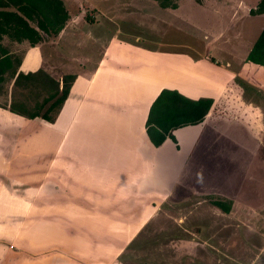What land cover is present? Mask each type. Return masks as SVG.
I'll use <instances>...</instances> for the list:
<instances>
[{
    "label": "rangeland",
    "instance_id": "obj_1",
    "mask_svg": "<svg viewBox=\"0 0 264 264\" xmlns=\"http://www.w3.org/2000/svg\"><path fill=\"white\" fill-rule=\"evenodd\" d=\"M63 1L71 13L68 26L61 32L65 36L63 49L71 51L65 69L72 71L83 72L92 67L90 70L94 72V59L100 57L101 51L89 48H94L97 42L109 43L112 36L119 35L140 39L131 42L158 50L175 44L197 43L195 47L199 52L208 50V54L218 60H230L233 64L230 68L239 71L247 63L246 58L264 27V14L251 12L257 0L217 3L180 0L176 11L161 7L157 0ZM216 6L223 7L215 8V12L219 11L215 17L202 10V7L212 10ZM66 29L69 33L65 35ZM7 39L18 43L26 39L23 35H2L0 52L5 49L9 60H18L25 49L18 47L13 51ZM89 56H93L91 61L87 60ZM60 57L64 61V57ZM261 71L254 73L253 68L250 75L247 74L251 85L237 76L242 85L237 81L234 84L237 93L243 94L241 100L233 89L232 94H228L239 102L246 100L257 105L258 115L261 114L259 120L250 119L258 116L251 111L247 112V120L238 112L233 117L231 111L226 113L227 123L210 127L208 143L201 141L200 149L190 161L187 155L182 179L183 167L171 187L170 199L162 209L146 217L149 220L140 216L141 212L149 211L138 210L141 205L144 208L143 203L137 210L132 207L122 211L99 210L104 218L118 220L120 224L101 225L97 233L84 227L82 232L89 237L94 251L107 250L114 245L116 250L119 248V254L116 250L112 252L114 255L109 251L106 253L111 255L89 257L85 264H264V70ZM12 72L5 71V81ZM21 74L24 75L21 80L35 78L34 72ZM23 82L31 84L26 79ZM33 89L34 84L26 98L28 92L18 84L13 86L12 101L8 98L15 111L21 114L28 111L29 115L24 117L30 121L0 114L3 148L0 155V264H77L80 256H76L73 249L51 239V217L56 216L63 223L66 218L62 211L51 210V125L41 117H28L34 111L31 106L36 105L35 98L42 100L32 93ZM4 94L0 88L2 100ZM119 195L114 201L118 198L128 201L129 197ZM225 199L234 202L230 213L212 203ZM130 214L133 219L124 218ZM93 218L94 215L91 223ZM136 222H139L137 227ZM133 226L137 232L130 241L107 237L119 228L120 233L128 234ZM76 228L67 227V232H74Z\"/></svg>",
    "mask_w": 264,
    "mask_h": 264
},
{
    "label": "crops",
    "instance_id": "obj_2",
    "mask_svg": "<svg viewBox=\"0 0 264 264\" xmlns=\"http://www.w3.org/2000/svg\"><path fill=\"white\" fill-rule=\"evenodd\" d=\"M208 1L217 3L226 0H204L205 3ZM219 7L223 6L213 7L211 11L202 7V10H207L210 16L215 17L219 12H215V8ZM64 32L65 35L69 33L67 29ZM64 37L61 34L55 41L48 38L35 46L26 40L18 43L7 39V43H12L10 46L13 51H17L18 47L25 50L21 58L13 61V64H17L15 76L13 73L5 81L4 100L0 95V114L14 120L30 121L9 109L14 98L12 89L20 73H35L42 69L56 80L68 74L76 76L55 120H44L51 125V183L48 181L51 184V210L62 211L66 218L63 223L58 217H51V239L69 246L76 256H80L81 261L76 263L85 264L84 261L89 257H103L110 254L106 252L116 250L112 245L113 250L94 251L89 237L82 232L85 231L84 227L97 233L101 225L110 222L120 224L118 220L104 218L99 210L115 208L122 211L128 207L137 210L143 203L144 208L141 205L138 210H149L140 213L142 218H146L162 209V205L170 199L171 187L183 167L180 175L182 179L187 167V164L184 165L187 155L190 161L200 149V142L208 143L210 127L227 123V112L232 111V116L238 112L245 120L248 119V111L259 114L257 105L246 100L239 102L228 94H232L233 89L241 100L243 94L237 93L234 84L237 81L242 85L236 79L237 76H242L248 83L251 78L247 74L250 75L253 68L254 73L262 72L264 68L247 61L243 68L236 71L230 68L233 65L230 60H218L208 54V50L199 52L197 43L184 46L175 44L168 49L158 50L157 47L144 44L135 45V40L137 42L140 39L119 35L112 36L109 43L102 42L104 45H101V42H97L94 48H89L101 51L100 57L94 59V72L90 70L92 67L83 72L72 71L71 68L65 69L68 52L71 51L63 49ZM92 58L89 56L87 60L91 61ZM30 80L34 82L38 78ZM164 89L176 90L193 100L212 98L214 104L202 123L173 131L177 142L167 138L157 147L147 133L146 123L152 104ZM7 102L11 104L2 105ZM36 106L31 107L34 110ZM260 115L250 119L258 121ZM2 153L0 144V155ZM119 194L129 197L128 201H120V198L114 201ZM93 215L95 220L91 223ZM131 215L124 218L133 219ZM67 227H78L74 230L78 233H68ZM132 229L127 234L120 233L119 230H122L119 228L117 232L107 234V237L130 241L137 232L134 226ZM59 237L67 240H56ZM118 249L115 252L119 254Z\"/></svg>",
    "mask_w": 264,
    "mask_h": 264
},
{
    "label": "trees",
    "instance_id": "obj_3",
    "mask_svg": "<svg viewBox=\"0 0 264 264\" xmlns=\"http://www.w3.org/2000/svg\"><path fill=\"white\" fill-rule=\"evenodd\" d=\"M178 1L180 0H157L161 7L173 9L179 6ZM255 3V8L251 12L256 15L264 14V0H257ZM69 19L70 10L63 0H0V41L4 34L18 37L23 35L32 46L41 42L44 43L48 38L55 41L60 37ZM16 29L19 31L17 35ZM5 52V49L2 53L0 52V88L3 89L5 88V71H13V76H15L17 68V64H13V60H9ZM247 60L264 66V27ZM33 75L42 82L37 83L38 80L32 82L27 77L21 80L20 77L24 76L21 74L14 84V86L22 84L23 89L28 92V95H25L26 98H29L31 85L34 84L35 90L33 89L32 93L42 98L39 101L35 98L34 101H36L37 106L34 107L33 113L28 117L32 119L41 117L50 122L54 121L69 96L76 76L68 74L60 80H55L42 69ZM23 79L28 80L31 84H25ZM36 83L37 85H35ZM27 101L28 99L25 100V103L29 105ZM213 102L212 98L193 100L176 90L164 89L152 104L146 123L147 133L151 141L157 147L161 146L167 138L176 141L173 131L184 126L202 123L207 117ZM11 105L9 109L12 112L23 116L29 115L27 110L21 114L20 111H15ZM212 203L224 212L230 213L234 202L225 199L214 200Z\"/></svg>",
    "mask_w": 264,
    "mask_h": 264
}]
</instances>
